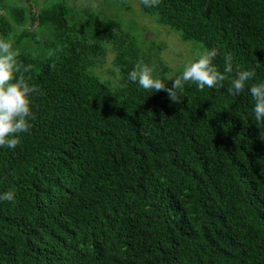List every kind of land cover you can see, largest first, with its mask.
<instances>
[{"label": "trees", "instance_id": "16d2710c", "mask_svg": "<svg viewBox=\"0 0 264 264\" xmlns=\"http://www.w3.org/2000/svg\"><path fill=\"white\" fill-rule=\"evenodd\" d=\"M139 3L182 41L216 48L221 71L231 57L264 79V0ZM99 13L76 19L60 0L0 15L37 89L31 130L0 148V192L16 194L0 201V264H264V123L250 93L229 94L230 78L190 84L178 103L148 93L128 79L149 63L140 38ZM107 43L120 85L92 71Z\"/></svg>", "mask_w": 264, "mask_h": 264}, {"label": "clouds", "instance_id": "9594fccd", "mask_svg": "<svg viewBox=\"0 0 264 264\" xmlns=\"http://www.w3.org/2000/svg\"><path fill=\"white\" fill-rule=\"evenodd\" d=\"M159 0H144L151 6ZM12 40L0 37V148L15 149L21 143L22 134L31 130L35 114L32 96L36 87L22 75L30 66L23 65L18 59L20 53L14 48ZM218 55L216 48L197 52L189 62L185 63L179 74L168 75L167 79L158 76L154 69L143 60L138 61L128 73V79L138 83L148 93L165 90L170 100L180 102L183 91L190 84L199 89L223 87L230 78L228 92L232 96L250 93L254 100L253 113L255 121L264 123V79L257 80L254 68H235L231 57L225 58L224 70L214 63ZM231 74V75H230ZM172 81L171 86L167 83ZM15 190L0 192V201H13Z\"/></svg>", "mask_w": 264, "mask_h": 264}, {"label": "rangeland", "instance_id": "374dc122", "mask_svg": "<svg viewBox=\"0 0 264 264\" xmlns=\"http://www.w3.org/2000/svg\"><path fill=\"white\" fill-rule=\"evenodd\" d=\"M2 1V0H1ZM60 0H3L0 2V15H6L10 7L24 6L31 9H41ZM68 4L70 15L77 19L81 9L89 8L93 12H100L112 16L122 22V28L131 36L140 38V46L149 56L148 65L154 72L160 65L170 68L168 75L182 70L185 63L194 58L197 52L205 50L197 41L184 42L179 35L169 27L160 25L148 15L142 13L139 0H62ZM39 38V37H38ZM137 39V38H136ZM29 50L40 52L36 43H27ZM20 50L19 48H17ZM103 60L93 67V72L102 80L114 85L121 84L120 69L114 65L115 50L110 43L105 44Z\"/></svg>", "mask_w": 264, "mask_h": 264}]
</instances>
